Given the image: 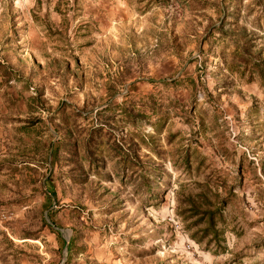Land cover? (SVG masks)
<instances>
[{"label": "rangeland", "instance_id": "374dc122", "mask_svg": "<svg viewBox=\"0 0 264 264\" xmlns=\"http://www.w3.org/2000/svg\"><path fill=\"white\" fill-rule=\"evenodd\" d=\"M32 3L0 19V264H264V90L217 59L264 50V0ZM69 132L92 154L78 184L46 162ZM202 195L225 205L211 243Z\"/></svg>", "mask_w": 264, "mask_h": 264}, {"label": "trees", "instance_id": "16d2710c", "mask_svg": "<svg viewBox=\"0 0 264 264\" xmlns=\"http://www.w3.org/2000/svg\"><path fill=\"white\" fill-rule=\"evenodd\" d=\"M59 9V8H58ZM57 9V10H58ZM211 36V35H210ZM210 36L208 38H210ZM207 38V39H208ZM234 43V51L232 56H225V54H221L217 57V59L221 60V63L219 64L220 68H228L230 72L234 74H238L241 78H244L246 75H248L249 80L248 82H254L258 81L260 87L264 90V50H260L257 48V46L251 42L247 41L244 44H242L240 41L235 40ZM173 104V103H172ZM156 107L157 104H154ZM176 106H180V104L176 103ZM145 108V106L143 105ZM126 109V108H125ZM160 109V110H159ZM125 111V110H124ZM153 116L161 117L163 118L162 121L165 122V116L168 114V112H165L164 114H161V105L158 107V112L153 110ZM126 112V111H125ZM143 112H138L137 117L143 118L144 116ZM169 116V114H168ZM136 116L133 114H128L127 118L130 122H133L135 124ZM59 152H63L67 157H69V161L71 165H78V167L74 170L75 172H79L77 176L74 178L69 177V181H72L74 184H78L80 181H85L87 177L84 176L81 177V172L84 171L83 163L85 161H88L89 167L88 170H91V165L93 163L92 160V154L89 150V142L84 143L83 145L79 144V141L75 137V134L72 132H69L66 136H62L60 138L57 146L55 144H51L48 159H46V162H48L49 167V173L50 177L53 176L55 167L60 163V156ZM185 159V166L188 168V170L192 169L191 164V156L187 152L184 156ZM140 168V174H141V180L139 182V189L146 193L148 200H158L159 203H161L162 200H164L165 192H162L159 196H156L154 194V190L152 187L151 180L145 176L147 166L139 164ZM99 169V168H97ZM46 187L50 188L48 190V197L47 200L51 203L53 201L56 202L57 200V192L52 188L49 181H47ZM203 200H205L206 204L209 206V208H202L197 202L192 200V198L189 199L190 208L188 210V213H190V217H196L197 220L194 222L193 225H198L203 222L206 223L205 227L195 231L192 234L193 239L197 240L198 243H202V241L207 237H212L211 240H208V243H211L212 240H218L220 236H222V233L219 232L217 228V217L221 216V213L223 211V205H221L218 208H212L213 204L209 203L208 199H205V196H201ZM207 206V207H208ZM186 213V212H185ZM55 214L54 209H50L48 212V215L52 218V216ZM193 227V226H192ZM189 229H191L189 227ZM198 236H200L198 238ZM73 239L70 242V250L72 247Z\"/></svg>", "mask_w": 264, "mask_h": 264}, {"label": "crops", "instance_id": "0c3cea01", "mask_svg": "<svg viewBox=\"0 0 264 264\" xmlns=\"http://www.w3.org/2000/svg\"><path fill=\"white\" fill-rule=\"evenodd\" d=\"M30 1H33V3L31 4V6L29 8V11H28L29 13H31V11L34 8L37 0H12L11 2L6 1L7 4H5V1L2 0L0 2V7H1L0 11L3 10L2 8H4V6H6V8H7L6 11H9V8L12 7V14L10 16V11L6 15L0 14V19H2V20L6 19V21L8 23H10V21L12 19H15L14 21H16L17 23L23 21L22 17H25V13H24V9L26 8L25 4L29 3ZM16 9H18V10H16ZM45 12H46V10H45ZM15 13H17V16L15 15ZM21 13L23 14V16ZM31 19H32V17H31ZM7 34H8V32H7ZM7 36L8 35H6V37Z\"/></svg>", "mask_w": 264, "mask_h": 264}]
</instances>
